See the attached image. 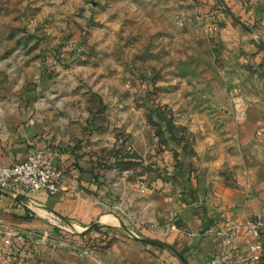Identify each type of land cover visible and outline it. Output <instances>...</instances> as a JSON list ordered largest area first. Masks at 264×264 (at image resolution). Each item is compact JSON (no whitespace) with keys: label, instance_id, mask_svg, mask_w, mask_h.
I'll use <instances>...</instances> for the list:
<instances>
[{"label":"rangeland","instance_id":"obj_1","mask_svg":"<svg viewBox=\"0 0 264 264\" xmlns=\"http://www.w3.org/2000/svg\"><path fill=\"white\" fill-rule=\"evenodd\" d=\"M251 4L0 0V90L84 147L93 169L134 180L133 218L152 206L163 166L171 179L187 166L206 185L238 186L264 157V35ZM254 5L260 13L264 0ZM59 240L43 244L70 247Z\"/></svg>","mask_w":264,"mask_h":264},{"label":"crops","instance_id":"obj_2","mask_svg":"<svg viewBox=\"0 0 264 264\" xmlns=\"http://www.w3.org/2000/svg\"><path fill=\"white\" fill-rule=\"evenodd\" d=\"M257 1L252 0L247 18L259 15L260 34L264 35V6L259 13L254 5ZM260 39L264 45V36ZM4 73V79L11 78V71ZM9 99L0 90V165L21 162L30 153L42 151L64 173L59 192L53 196L38 192L15 197L0 190V229L32 237L25 240L31 252L12 264H210L215 256L250 264L247 245L252 238L236 230L230 240H224L218 232L257 217L264 220V157L250 158L241 184L235 187L215 180L206 185L187 166L171 179L163 166L164 177L156 182L161 189L150 191L152 206L137 219L126 205L129 194L138 201L134 180L113 170L105 174L102 166L93 169L96 164L84 147L62 142L36 120V108L20 101L15 105ZM71 227L83 235H72ZM42 233L63 239L70 247L52 251L41 241L34 243ZM261 233L264 244V226ZM82 239L87 249L72 251L77 247L75 241Z\"/></svg>","mask_w":264,"mask_h":264},{"label":"built area","instance_id":"obj_3","mask_svg":"<svg viewBox=\"0 0 264 264\" xmlns=\"http://www.w3.org/2000/svg\"><path fill=\"white\" fill-rule=\"evenodd\" d=\"M63 179V171L55 165L51 156L42 151L30 153L21 162L0 165V190L10 191L15 197L34 195L38 192H45L50 196L56 195ZM263 226V218L257 217L253 221L220 230L218 235L224 240H230L236 230L245 232L252 238L247 245L250 264H264V244L261 240ZM68 232L77 233L73 227ZM99 234L100 232L94 233L95 236H99ZM48 236V233H44L39 241L46 242ZM26 238L32 239L29 236L12 231L3 232L0 229V264H12L15 258L24 254L28 255L31 251L26 248ZM17 244L19 245L17 246ZM18 252L20 255H17ZM210 264H236V261L230 256H215L211 259Z\"/></svg>","mask_w":264,"mask_h":264},{"label":"trees","instance_id":"obj_4","mask_svg":"<svg viewBox=\"0 0 264 264\" xmlns=\"http://www.w3.org/2000/svg\"><path fill=\"white\" fill-rule=\"evenodd\" d=\"M118 161H119V160H118ZM122 161H123V163H125L127 160H126V159H124V160H122ZM158 244H159V245H164V246H166L165 244H162V243H158ZM172 249H173V248H172ZM18 254L20 255V253H19V252L17 253V255H18Z\"/></svg>","mask_w":264,"mask_h":264},{"label":"water","instance_id":"obj_5","mask_svg":"<svg viewBox=\"0 0 264 264\" xmlns=\"http://www.w3.org/2000/svg\"><path fill=\"white\" fill-rule=\"evenodd\" d=\"M181 258L186 262V260L182 257V255H181Z\"/></svg>","mask_w":264,"mask_h":264}]
</instances>
